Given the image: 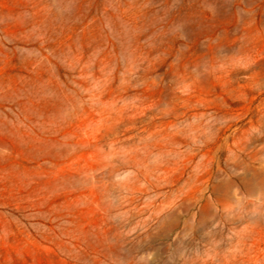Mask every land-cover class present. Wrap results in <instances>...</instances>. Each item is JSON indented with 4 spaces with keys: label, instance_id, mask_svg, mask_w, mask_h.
Listing matches in <instances>:
<instances>
[{
    "label": "rangeland",
    "instance_id": "374dc122",
    "mask_svg": "<svg viewBox=\"0 0 264 264\" xmlns=\"http://www.w3.org/2000/svg\"><path fill=\"white\" fill-rule=\"evenodd\" d=\"M0 264H264V0H0Z\"/></svg>",
    "mask_w": 264,
    "mask_h": 264
}]
</instances>
